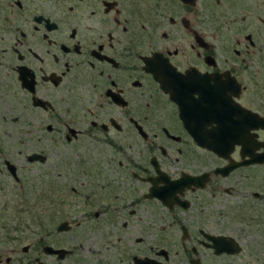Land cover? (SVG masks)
<instances>
[{
    "label": "flooded vegetation",
    "instance_id": "obj_1",
    "mask_svg": "<svg viewBox=\"0 0 264 264\" xmlns=\"http://www.w3.org/2000/svg\"><path fill=\"white\" fill-rule=\"evenodd\" d=\"M0 101L14 121L26 117L17 128L45 132L56 157L46 177L64 164L94 171L95 189L78 191L94 198L90 239L109 244L119 230L131 264H244L251 228L264 256V185L244 170L264 165L250 161L264 153V0H0ZM187 125L251 128L252 141L228 139L217 153ZM3 163L25 192L15 162ZM0 229L7 240L22 232ZM218 237L234 251L217 252ZM30 246L44 260L0 254V264H86L40 237L22 252Z\"/></svg>",
    "mask_w": 264,
    "mask_h": 264
},
{
    "label": "rangeland",
    "instance_id": "obj_2",
    "mask_svg": "<svg viewBox=\"0 0 264 264\" xmlns=\"http://www.w3.org/2000/svg\"><path fill=\"white\" fill-rule=\"evenodd\" d=\"M0 108L2 115H0V224L8 222L22 228V232L18 230L17 233L13 232V235L9 234L13 240L5 239V230L0 229L2 258L5 255L16 254L24 257V255H35L41 252L39 248L34 249L33 246H30L32 249L27 252L21 250L22 246L32 245L40 237L51 245L72 248L74 259H82L86 264H92L95 260H99L101 264H131L125 255L120 253L124 241L122 239L115 240V237L119 235V230L112 229L113 237L111 239L113 241H110L109 244L105 241L103 245H100L101 243L90 239L96 236L98 230L95 227L96 220L92 216L87 219L85 214L94 207V198L92 195L86 198L78 191L92 192V186L93 190L95 189V181L90 182L89 179H86L89 176H94V171L85 172L81 176L77 167L72 168L70 165L64 164L60 175L54 171L51 172L49 178L46 177L45 172L49 169V163L54 162L52 159L56 157L54 151L46 147L45 132L40 131L39 128H36L37 130L17 128L20 122V124L25 123L26 117H23L22 121H14V113L8 112V109H11L9 102L0 101ZM11 112L13 111L11 110ZM35 149H43L48 152L49 157L46 162L26 160L25 154ZM2 157L14 161L17 165L18 174L24 182L25 192L22 191L20 184L14 183V178L8 175L9 172ZM250 168L253 169L249 170ZM244 170L259 173V178L262 179L260 182L264 185V165L245 167ZM70 172H74V174ZM84 179L85 181H83ZM72 188H75L76 191ZM34 189L36 192H33ZM259 190L261 197L264 198L263 187H259ZM258 204L264 206V201L260 200ZM4 206L6 208L2 209ZM75 219H78L81 225L77 226L73 222ZM62 220L71 222L72 228L58 233L55 231V227ZM36 223L42 224L43 228H39V225L35 228ZM22 226L26 228L24 229ZM252 231L253 228L242 230L244 232L241 235L244 244L243 255L245 259H249L245 260L244 264H264V256L257 250V240L250 236ZM103 246H108V249ZM41 254H43L44 260L45 254L42 252ZM46 259L50 258L46 257ZM61 263L63 262L56 264ZM67 263H71L70 259ZM1 264H5L4 261ZM174 264H179L178 260H175ZM234 264H241V262L237 261Z\"/></svg>",
    "mask_w": 264,
    "mask_h": 264
},
{
    "label": "water",
    "instance_id": "obj_3",
    "mask_svg": "<svg viewBox=\"0 0 264 264\" xmlns=\"http://www.w3.org/2000/svg\"><path fill=\"white\" fill-rule=\"evenodd\" d=\"M216 119V117H213V120ZM262 121V120H261ZM187 129L194 135L196 141L202 145L206 146L212 150H214L217 153H222L226 144V141L228 139L235 141H240L243 145H245L249 140L252 141L251 135L249 134V129L251 128H201L200 125L194 126H188ZM37 157V154H33V156H30L29 159H33ZM250 161H264V153L260 154L259 157H253ZM7 163V168L12 174H15V168L12 163H10L8 160L5 161ZM242 163V162H241ZM236 164H231L222 169L221 171L226 172L227 169H230V167H234ZM193 181V179H191ZM167 196V195H166ZM163 198V197H162ZM65 223L60 224L58 227V230H62L65 227ZM213 246L217 249V252L226 251L228 253H231L234 251V249H231L227 247V242L224 238L218 237L213 238ZM44 250L48 253H60L64 252L63 249H52L51 247H44Z\"/></svg>",
    "mask_w": 264,
    "mask_h": 264
},
{
    "label": "snow or ice",
    "instance_id": "obj_4",
    "mask_svg": "<svg viewBox=\"0 0 264 264\" xmlns=\"http://www.w3.org/2000/svg\"><path fill=\"white\" fill-rule=\"evenodd\" d=\"M228 85L227 84H223L220 87V92L221 95L224 97L225 102H227V100L229 99L228 97L224 96V93L227 91Z\"/></svg>",
    "mask_w": 264,
    "mask_h": 264
}]
</instances>
